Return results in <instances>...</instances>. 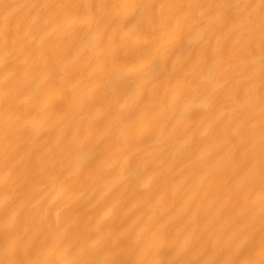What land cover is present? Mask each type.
<instances>
[{"label":"bare ground","instance_id":"obj_1","mask_svg":"<svg viewBox=\"0 0 264 264\" xmlns=\"http://www.w3.org/2000/svg\"><path fill=\"white\" fill-rule=\"evenodd\" d=\"M0 264H264L261 0H0Z\"/></svg>","mask_w":264,"mask_h":264},{"label":"snow or ice","instance_id":"obj_2","mask_svg":"<svg viewBox=\"0 0 264 264\" xmlns=\"http://www.w3.org/2000/svg\"><path fill=\"white\" fill-rule=\"evenodd\" d=\"M261 8L264 10V0H261Z\"/></svg>","mask_w":264,"mask_h":264}]
</instances>
